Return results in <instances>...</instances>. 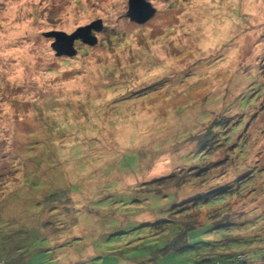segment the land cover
I'll return each mask as SVG.
<instances>
[{
    "label": "rangeland",
    "instance_id": "374dc122",
    "mask_svg": "<svg viewBox=\"0 0 264 264\" xmlns=\"http://www.w3.org/2000/svg\"><path fill=\"white\" fill-rule=\"evenodd\" d=\"M147 1L156 11L139 24L128 0H0V264H213L201 256L220 251L214 264H264V240L205 226L195 247L164 252L173 234L139 224L169 201L138 190L224 132L207 157L229 161L215 180L256 174L228 206L262 217L264 0ZM99 20L72 56L45 35Z\"/></svg>",
    "mask_w": 264,
    "mask_h": 264
},
{
    "label": "trees",
    "instance_id": "16d2710c",
    "mask_svg": "<svg viewBox=\"0 0 264 264\" xmlns=\"http://www.w3.org/2000/svg\"><path fill=\"white\" fill-rule=\"evenodd\" d=\"M224 126L223 122L220 123L221 128L224 129ZM198 140L199 145L196 151L200 154L198 162H192L187 168L183 167L168 175L142 183L139 191L146 195L161 196L169 202L165 206V216L155 222H141L139 225H149L153 235L155 234L158 238L160 236L162 238L169 237L170 234H173L172 239L163 246L164 252L195 247L197 242L194 244L189 242V233L204 226L209 230L222 229V233L235 232L239 237L237 241L244 240L243 244L245 245H252V242L257 239L264 240L263 235L253 231L257 224L264 223V211L260 221H257V219L254 220V217L245 219L243 212L239 213V216L234 214L228 206V201L232 197H243L251 192V189L247 187L256 174H249L245 169H239L236 166V175L228 184L216 181V173L222 165H226L229 161L220 159L213 162L211 158L215 155L213 151L216 148H220L223 142L227 143L226 134L224 132H214L213 134L205 132L199 136ZM234 143H231V147ZM208 156L211 158L208 159ZM185 189L190 191L185 192ZM46 198V200L55 201L60 199V197H54L53 194ZM261 252L263 250H260ZM220 253L221 251L218 253L209 252L201 257L205 262L212 259L214 264L218 263L217 259H219ZM234 253L231 252L228 255L234 257V261H238L236 260L238 256ZM153 264H157L155 259Z\"/></svg>",
    "mask_w": 264,
    "mask_h": 264
},
{
    "label": "water",
    "instance_id": "95a60500",
    "mask_svg": "<svg viewBox=\"0 0 264 264\" xmlns=\"http://www.w3.org/2000/svg\"><path fill=\"white\" fill-rule=\"evenodd\" d=\"M128 11L127 17H130L132 21L137 23H144L151 19L152 15L155 13V7L150 4L147 0H128ZM91 28L95 30H100L102 28L101 21H95L89 26H82L74 30L71 34H67L64 31H49L45 35L54 38L51 43L56 55H69L72 56L76 53L75 41L80 40L81 42L94 45L97 41L96 36L92 35Z\"/></svg>",
    "mask_w": 264,
    "mask_h": 264
},
{
    "label": "bare ground",
    "instance_id": "6f19581e",
    "mask_svg": "<svg viewBox=\"0 0 264 264\" xmlns=\"http://www.w3.org/2000/svg\"><path fill=\"white\" fill-rule=\"evenodd\" d=\"M209 58V57H208ZM222 58V57H221ZM220 59V58H219ZM214 63V62H213ZM215 64V63H214ZM238 65V64H237ZM261 69V68H260ZM197 70V69H196ZM259 71V70H258ZM204 78V77H203ZM167 81V80H166ZM177 83V82H176ZM254 83V82H253ZM175 84V83H174ZM252 84V83H251ZM249 86V85H248ZM207 92V91H206ZM134 93V92H133ZM217 93V92H216ZM239 97V96H237ZM209 100V99H208ZM187 103V102H186ZM160 126V125H159ZM156 128V127H155ZM161 128V127H160ZM182 138V137H181Z\"/></svg>",
    "mask_w": 264,
    "mask_h": 264
}]
</instances>
